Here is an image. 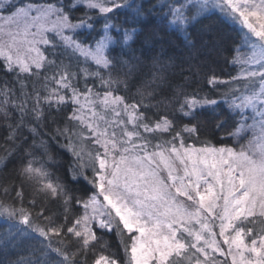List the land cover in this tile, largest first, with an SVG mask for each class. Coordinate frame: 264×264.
I'll list each match as a JSON object with an SVG mask.
<instances>
[{
    "label": "snow or ice",
    "instance_id": "snow-or-ice-1",
    "mask_svg": "<svg viewBox=\"0 0 264 264\" xmlns=\"http://www.w3.org/2000/svg\"><path fill=\"white\" fill-rule=\"evenodd\" d=\"M0 74V264H264V0H0Z\"/></svg>",
    "mask_w": 264,
    "mask_h": 264
},
{
    "label": "trees",
    "instance_id": "trees-1",
    "mask_svg": "<svg viewBox=\"0 0 264 264\" xmlns=\"http://www.w3.org/2000/svg\"><path fill=\"white\" fill-rule=\"evenodd\" d=\"M149 0H144V3L147 4ZM120 21L124 20V16L121 15L119 18ZM245 31V30H244ZM193 39L196 41L197 46L200 47L204 44H212L216 43L222 49V55L215 57L214 67L218 75H220L224 79H229L231 75H235V68L233 65L226 63L225 57H229L232 49L238 46L242 39V29L239 24H234L231 21L226 20L221 17L219 14H209L206 18L202 19V23L191 29ZM171 44V47H169ZM165 47L168 48V51L171 53L173 50L179 52L183 49L182 40L177 38L175 35H167L165 36ZM0 78H3V75L0 74ZM201 87L204 88L205 91H208V86L203 81L201 82ZM221 88L224 86L221 85ZM215 95V93H210ZM205 120L207 123L202 127L201 132V140L211 141L213 144L220 145L221 143H231V141L224 140L222 141V133L219 132L215 127V121L211 120L205 116ZM53 151H56L55 145H53ZM60 164L57 165L53 170L57 175L61 177L65 176V168H66V154L61 155ZM19 164V159H13L11 163L8 164L6 171L11 173L15 167ZM78 188L82 187V185L77 186ZM30 188H25V206L28 207L27 204ZM48 207L55 208L54 204L48 205ZM35 215V212L33 213ZM62 219V218H61ZM10 225H6L5 227L0 226V235H3L9 228ZM18 227H22L20 225H16ZM39 239V238H38ZM113 247L116 245L115 238H112ZM3 257L0 256V259Z\"/></svg>",
    "mask_w": 264,
    "mask_h": 264
},
{
    "label": "rangeland",
    "instance_id": "rangeland-1",
    "mask_svg": "<svg viewBox=\"0 0 264 264\" xmlns=\"http://www.w3.org/2000/svg\"><path fill=\"white\" fill-rule=\"evenodd\" d=\"M7 224L12 225V224H14V222L5 221L3 218H0V226L5 227Z\"/></svg>",
    "mask_w": 264,
    "mask_h": 264
}]
</instances>
